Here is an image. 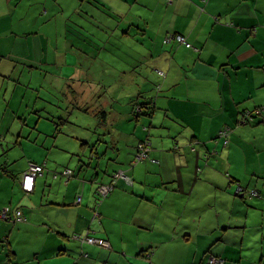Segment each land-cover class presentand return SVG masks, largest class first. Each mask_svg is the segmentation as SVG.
Listing matches in <instances>:
<instances>
[{"label": "crops", "instance_id": "crops-1", "mask_svg": "<svg viewBox=\"0 0 264 264\" xmlns=\"http://www.w3.org/2000/svg\"><path fill=\"white\" fill-rule=\"evenodd\" d=\"M175 32L195 48L165 43ZM64 52H133L150 65L142 77L103 82L98 89L111 97L99 105L86 98L97 79L85 88L84 76L72 73L61 84L71 95L67 108L85 116L66 127L56 122L55 130L40 122L57 116L37 100L30 112L16 88L32 84L39 63L67 66ZM129 82L141 90L129 97L154 101L158 109L149 116L172 121L140 148L146 158L139 151L135 159L145 135L132 148L114 142L113 149L106 135L111 123L132 116L133 107L115 119L105 110L125 104ZM261 106L264 0H0V210L9 205L25 216H0V264H207L209 253L226 264H264V111L255 114ZM68 109L59 118L70 117ZM102 110L103 139L92 150L88 141L97 131L88 116ZM250 111L255 120L246 119ZM31 162L45 168L27 192L21 175ZM96 163L123 168L131 179L98 196L96 185L82 181ZM239 186L260 195L245 197ZM86 230L111 247L73 238Z\"/></svg>", "mask_w": 264, "mask_h": 264}, {"label": "rangeland", "instance_id": "rangeland-1", "mask_svg": "<svg viewBox=\"0 0 264 264\" xmlns=\"http://www.w3.org/2000/svg\"><path fill=\"white\" fill-rule=\"evenodd\" d=\"M165 42V41H164ZM133 52H64V64L67 66H62L60 64L55 63H50V62H45V64L39 63L40 68H35L33 69V79H32V84L30 86L23 84V87L19 85L18 88H16V100L19 99V95L21 92H24V96L26 97V104L29 103L31 106L30 112H36L34 110V101H38L41 105L45 104L46 108L45 111L49 115H56V118H52L48 116V118L52 119H46L42 120L40 124H43V122L48 123L49 121L53 123L54 129L56 130V122H59L57 125L58 127H66L68 126L67 120H74L77 118V116L80 114L81 116H85L84 113H79L77 109L74 108H67V102H68V96L70 97L71 95L68 94V91L66 88L68 87L67 83H64L63 87L61 84L63 82H67V78L72 77V73H77L78 75L81 74L84 76V79L86 80L85 88L90 87V83H88L89 79L93 78L97 79L95 82V87L86 89V98H88V95L91 94L90 99V104L96 103L97 105L101 104L103 100L106 97H111L110 92L106 91L105 88L103 89H98L100 88L103 84L105 83H113L115 81L116 77H121V76H126L128 79L131 77H134L136 74H139L141 77L143 74H146L147 70L149 69V63L147 62L146 64H142L141 60L138 59L136 60L135 58H132ZM54 59V55H50V60ZM146 61H144L145 63ZM15 64L14 62H12ZM127 66V68L125 67ZM30 71L27 70L25 74V80L29 78ZM143 73V74H141ZM76 83H80L81 80H78L77 77L73 78ZM101 81V82H100ZM107 86V85H106ZM25 88V89H24ZM147 88V87H146ZM140 86H136V83L129 82V85L126 89H124V92L127 94V97L134 95H137L141 90ZM71 92V91H70ZM72 93V92H71ZM114 94H117L119 96L120 91L113 90ZM150 96L154 95V90L150 89L148 92ZM147 94V96H148ZM147 99H140V100H134L132 97H129L127 101H125L124 105H115L112 104L108 106L105 110L109 113L110 118H118L115 117L123 114L120 110H127L131 109L132 107V116L128 121L124 122L123 120H119L117 122L111 123L109 126L112 130L109 129L107 131L106 135L108 140L110 141V147H113V143L116 142L117 144H120L122 146L126 147H131V145H136V137L142 136V135H149L151 133H154V136L157 135L160 136V134H165L168 132V127L169 123L172 121H167L165 119H159L156 117H151L149 115L154 113L155 109L149 110L151 114H146L144 113L146 110L144 109V112L140 114V117H144L141 122H138L134 117L138 119L137 112L138 111V104L146 103ZM138 105V106H137ZM58 114L55 113L56 110L58 109ZM137 107V112L135 113L134 111L136 110ZM126 108V109H125ZM62 109H68L69 111H72V115L69 114L70 117H65L64 119L59 118L60 115H62L61 111H64ZM74 109V110H71ZM39 110L37 109V112ZM28 112V113H30ZM42 113V112H41ZM43 114V113H42ZM44 115V114H43ZM87 117V115H86ZM90 120L92 119L93 122L96 124V131H97V137L95 138L94 141H96L98 138L103 139L102 136H99L98 133L102 131L103 126H98L100 118L98 117H93L88 116ZM104 120V117L101 118ZM152 123L154 124L153 126ZM116 124V125H114ZM145 125L148 126L149 128L146 130ZM155 125L157 127H155ZM151 126V127H150ZM144 127V128H143ZM76 128V127H75ZM77 129V128H76ZM120 130L124 131L127 139L124 136H117L116 134H121ZM111 135H115L116 139L112 138ZM111 139V140H110ZM93 143V142H92ZM113 149V148H112ZM117 153L114 155H111L112 157H115ZM127 176H129L127 174ZM131 177V176H130ZM118 180H124L126 181L125 177H121ZM117 180V182H118ZM90 184V183H88ZM93 185V184H92ZM107 185V183L103 184ZM115 188V187H114ZM113 191V190H112ZM111 190L107 193L105 191H102L103 196L106 197L109 196V194L112 192ZM244 200V199H242ZM244 201H249V199L244 200ZM98 203L94 204L93 211L97 212L98 211ZM92 234H94L92 232ZM95 235V234H94ZM96 236V235H95Z\"/></svg>", "mask_w": 264, "mask_h": 264}, {"label": "built area", "instance_id": "built-area-1", "mask_svg": "<svg viewBox=\"0 0 264 264\" xmlns=\"http://www.w3.org/2000/svg\"><path fill=\"white\" fill-rule=\"evenodd\" d=\"M173 40L177 41L178 43L184 44L186 47L191 48L193 47V44L191 41L188 40L187 36L183 33H175V34H169L166 38H165V43H170ZM264 111V106H261L260 108H258L255 112V114H259L262 113ZM255 115L250 111L249 114L246 115V119L248 121H252L255 120ZM221 135L225 138V144H228L229 140H228V135H229V128L224 129L221 132ZM145 146H141V148H144ZM148 155L147 152H139L138 157L139 158H146ZM45 168V164H30L27 168V170L25 172L22 173L21 175V182H22V186L24 188V190L26 191H32L34 189L35 186V181L36 178L39 174L43 173ZM65 174L68 176V178L71 177L72 175V171L67 168L65 171ZM116 180L115 182L120 179L121 177H125V179L130 181V177L127 176V173L123 170H119L118 173H116ZM114 182V184H115ZM114 184H107V185H102L99 188V192L101 194V196H103L102 191L105 192H109L110 190L112 191L114 189ZM239 191L244 192V196L245 197H254V196H259L260 195V191L258 189H248V188H244L242 186H239ZM79 200H81V196L79 197ZM14 214V215H13ZM0 216L2 218L5 219H9L12 217H15L16 220H23L25 219V216L23 214V210L21 208H12L11 206L7 205L5 207H3L0 210ZM73 238L79 240L82 243L88 242V243H94L100 246H104V247H111V242L109 241V239L105 238V237H100V236H95L94 234H92L91 231L86 230L84 232L81 233H75L73 234ZM226 260L225 258L221 257V256H216V255H210V257L208 258V264H225Z\"/></svg>", "mask_w": 264, "mask_h": 264}, {"label": "trees", "instance_id": "trees-1", "mask_svg": "<svg viewBox=\"0 0 264 264\" xmlns=\"http://www.w3.org/2000/svg\"><path fill=\"white\" fill-rule=\"evenodd\" d=\"M175 33H177V32H175ZM175 33H171V34H175ZM169 35V34H168ZM139 105V106H138ZM137 106H138V111L139 112H137V107H136V110L134 111L135 113L137 112V117H138V119L135 117V119L137 120V121H139V119L141 118L140 117V114L142 113V112H144V109L146 110L144 113H148V114H151V112H149L148 111V109L149 110H152L153 109V107L155 108V104H154V101L152 100V99H150V100H148L145 104L144 103H142V104H138ZM152 115V114H151ZM97 116L100 118V121H99V123H101L102 122V119L101 118H103L104 117V122H106V120H105V116H106V112L105 111H101V113H99V114H97ZM152 126V125H151ZM150 126V127H151ZM145 128H146V130L149 128L148 126H146L145 125ZM150 134L149 135H147V136H144V138H142L141 140H139V142L137 143V145H136V147H137V152H136V154H135V159H136V155H137V153L140 151V148H141V146H146V144L150 141ZM100 140H101V138H98L94 143H92V142H89L88 141V143L90 144V146H91V148L93 147V146H95V144L96 143H98V142H100ZM149 140V141H148ZM150 143V142H149ZM95 148L93 147L92 148V150H94ZM93 156L96 158L97 157V153L95 152V151H93ZM92 158V157H91ZM91 164V163H90ZM30 165V164H29ZM28 168V167H27ZM71 171H72V169L70 168V167H68ZM91 168V167H90ZM85 170H86V168H84ZM92 169V172L91 173H89L88 174V176L85 178H83L85 181H87V183H93L94 182V184L93 185H96V192L98 193V196L99 195H101L100 194V192H99V188L103 185V184H105V183H107V184H114V182H115V180L117 179L116 178V173H118V171L119 170H123V168H118V169H114V167L113 166H111V168L107 165V166H103V167H99V166H97V163L96 164H94V167L93 168H91ZM130 177V176H129ZM115 185V184H114ZM97 201V200H96ZM82 232H84V231H82ZM78 233H81V232H78ZM106 238V237H105ZM108 239V238H107ZM85 243H87V244H94V243H88V242H85ZM95 245H97V244H95ZM212 253H209V254H207V257L209 258L210 257V255H211ZM212 255H215V254H212ZM207 264H208V260H207ZM225 264H226V262H225Z\"/></svg>", "mask_w": 264, "mask_h": 264}, {"label": "water", "instance_id": "water-1", "mask_svg": "<svg viewBox=\"0 0 264 264\" xmlns=\"http://www.w3.org/2000/svg\"><path fill=\"white\" fill-rule=\"evenodd\" d=\"M122 170V169H121ZM83 181V183H87V181H85L84 179L82 180ZM91 184V183H90ZM92 184H94V182L92 183ZM116 185H117V181L115 182V185H114V187H116Z\"/></svg>", "mask_w": 264, "mask_h": 264}, {"label": "bare ground", "instance_id": "bare-ground-1", "mask_svg": "<svg viewBox=\"0 0 264 264\" xmlns=\"http://www.w3.org/2000/svg\"><path fill=\"white\" fill-rule=\"evenodd\" d=\"M177 33H178V32H177ZM192 44H193V43H192ZM193 47L195 48L194 44H193ZM191 48H192V47H191ZM30 164H38V163L31 162ZM26 170H27V168H26ZM26 170H25V171H26ZM25 171H24V172H25ZM27 192H29V191H27Z\"/></svg>", "mask_w": 264, "mask_h": 264}]
</instances>
